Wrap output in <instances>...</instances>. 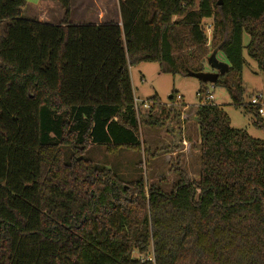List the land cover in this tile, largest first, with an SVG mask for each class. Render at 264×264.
<instances>
[{
    "label": "trees",
    "instance_id": "obj_1",
    "mask_svg": "<svg viewBox=\"0 0 264 264\" xmlns=\"http://www.w3.org/2000/svg\"><path fill=\"white\" fill-rule=\"evenodd\" d=\"M40 1L60 6L59 24L0 0V264H264V141L200 103L208 84L194 112L197 182L176 163L164 193L81 159L89 147L139 151L140 129L156 126V96L134 109L129 69L141 63L190 77L221 53L228 68L211 86L241 105L244 35L264 75V0H119L120 22L98 25L70 24V0Z\"/></svg>",
    "mask_w": 264,
    "mask_h": 264
},
{
    "label": "rangeland",
    "instance_id": "obj_2",
    "mask_svg": "<svg viewBox=\"0 0 264 264\" xmlns=\"http://www.w3.org/2000/svg\"><path fill=\"white\" fill-rule=\"evenodd\" d=\"M70 4L71 18L79 23L83 21L79 18L80 15L85 12L87 17L85 22L89 23H105L119 18V0H70ZM56 7L62 16L63 11L57 3L46 7L44 13L42 11L24 12L22 16L30 19L34 18L32 14L41 15L46 21L56 23L59 21ZM99 13H102V16ZM209 24V20L203 22L208 41L211 36ZM248 41V37L244 35L241 105L233 104L225 88L212 87L210 84H206L207 94H211L213 99L207 101L224 111L232 129L243 130L251 138L264 141V132L254 127L253 115L245 110L255 94H264V75L259 72L256 63L247 56L245 48ZM216 60L223 61L221 53L216 55ZM204 72L215 71L206 66ZM129 74L134 98L145 102L155 96L158 98L159 105L150 113L152 117L150 121L156 126L140 129L139 151L122 149L107 152L102 147H89L84 151L81 159L91 162L98 168L108 169L125 181H132L141 176L147 185H155L164 193H170L178 180V176L172 170V166L176 163H179V167L188 173L193 182H197L200 144L194 112L200 103L203 104L206 101L202 100L199 103V97H197L199 81L193 77L160 74L156 63H141L130 68ZM171 94L175 98L170 102ZM177 97H180V100H177ZM182 105L186 107V110L183 111ZM262 110L261 118L264 121V106ZM61 151L64 161L68 162L70 148L61 147Z\"/></svg>",
    "mask_w": 264,
    "mask_h": 264
},
{
    "label": "crops",
    "instance_id": "obj_3",
    "mask_svg": "<svg viewBox=\"0 0 264 264\" xmlns=\"http://www.w3.org/2000/svg\"><path fill=\"white\" fill-rule=\"evenodd\" d=\"M52 3H55V2H46V1H40V0H26V6L23 9L22 14L24 12H29V13L30 12H33V13L35 12V13H37V11H40V12L42 11L44 13L45 8L48 7L49 5H51ZM52 7L54 8V5H52ZM57 12H58L57 13L58 14L57 18L59 19V21H57L56 23H52L50 21H46L44 18L41 17V15L38 16V15H34V14L31 15L34 18H30V20H36L39 23H46V24H51V25H57V24H59L61 22L62 17H63V15L61 16L60 10L58 8H57ZM99 15L102 16V13H99ZM79 18L81 20H83L80 23L78 21H75V19L71 18V13H70V18H69L70 24H73V25H88V24L89 25L90 24H92V25H98V24H103L101 22H99V23H89V22H85V18H87L86 17V12H85V14L80 15ZM109 22L119 23L120 22V19L118 18V20H116V21L111 20V21H108V22H105V23H109ZM223 61H221V63ZM208 68H210V67L208 66Z\"/></svg>",
    "mask_w": 264,
    "mask_h": 264
},
{
    "label": "built area",
    "instance_id": "obj_4",
    "mask_svg": "<svg viewBox=\"0 0 264 264\" xmlns=\"http://www.w3.org/2000/svg\"><path fill=\"white\" fill-rule=\"evenodd\" d=\"M212 95L211 94H207L206 97V101H212ZM177 100H180V97H177ZM250 107L257 109V113L262 116L263 115V110L262 107L264 106V94H255L249 102ZM151 107V103L149 101L145 102V101H140L139 99L134 98V109L135 112L137 114V116L140 113H144L147 110H149ZM186 110V107H183V111Z\"/></svg>",
    "mask_w": 264,
    "mask_h": 264
},
{
    "label": "water",
    "instance_id": "obj_5",
    "mask_svg": "<svg viewBox=\"0 0 264 264\" xmlns=\"http://www.w3.org/2000/svg\"><path fill=\"white\" fill-rule=\"evenodd\" d=\"M218 5H221V1H218ZM213 58V57H212ZM208 65L213 71L215 72H210V73H201V74H189L190 77L196 78L198 81L204 83V84H210L213 85L218 77L220 75H224L227 71V64L218 62L215 58L208 60ZM171 96L169 97V99Z\"/></svg>",
    "mask_w": 264,
    "mask_h": 264
},
{
    "label": "bare ground",
    "instance_id": "obj_6",
    "mask_svg": "<svg viewBox=\"0 0 264 264\" xmlns=\"http://www.w3.org/2000/svg\"><path fill=\"white\" fill-rule=\"evenodd\" d=\"M210 93H211V92H210ZM199 98H200V97H199ZM199 98H198V99H199ZM207 102H208V101H207ZM210 103H211V102H210Z\"/></svg>",
    "mask_w": 264,
    "mask_h": 264
}]
</instances>
